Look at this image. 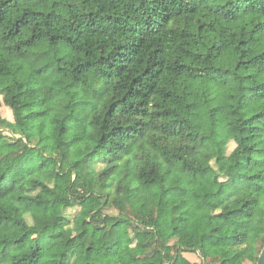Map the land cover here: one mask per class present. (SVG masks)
Listing matches in <instances>:
<instances>
[{
	"label": "trees",
	"instance_id": "obj_1",
	"mask_svg": "<svg viewBox=\"0 0 264 264\" xmlns=\"http://www.w3.org/2000/svg\"><path fill=\"white\" fill-rule=\"evenodd\" d=\"M1 104L0 264H256L264 0H0Z\"/></svg>",
	"mask_w": 264,
	"mask_h": 264
},
{
	"label": "rangeland",
	"instance_id": "obj_2",
	"mask_svg": "<svg viewBox=\"0 0 264 264\" xmlns=\"http://www.w3.org/2000/svg\"><path fill=\"white\" fill-rule=\"evenodd\" d=\"M0 118H7V119H13L11 116L10 111L3 105H0ZM23 124H27L28 121H22ZM222 129L225 132H228L231 139L229 140L226 149L223 152L224 156L232 157L233 151L235 149V142L232 139V133L229 131V129L223 125ZM38 180L37 177H34L32 179H29V183H35ZM68 234L73 236L72 231H68ZM33 239V236L31 235L30 240ZM182 245H189L194 250L193 251H187L184 252L183 255L192 262H197L200 260V258L205 257L207 260H209L212 256L218 253V244L211 241L209 238L202 237L200 234L196 232H191L187 236L183 237L180 240ZM204 254V255H203ZM244 264H254L250 261H245Z\"/></svg>",
	"mask_w": 264,
	"mask_h": 264
},
{
	"label": "water",
	"instance_id": "obj_3",
	"mask_svg": "<svg viewBox=\"0 0 264 264\" xmlns=\"http://www.w3.org/2000/svg\"><path fill=\"white\" fill-rule=\"evenodd\" d=\"M256 264H264V245L261 248L259 255L257 257Z\"/></svg>",
	"mask_w": 264,
	"mask_h": 264
}]
</instances>
